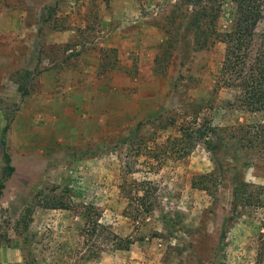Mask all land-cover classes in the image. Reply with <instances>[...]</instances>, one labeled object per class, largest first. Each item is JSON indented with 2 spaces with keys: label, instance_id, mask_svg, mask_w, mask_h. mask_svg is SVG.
Wrapping results in <instances>:
<instances>
[{
  "label": "rangeland",
  "instance_id": "rangeland-1",
  "mask_svg": "<svg viewBox=\"0 0 264 264\" xmlns=\"http://www.w3.org/2000/svg\"><path fill=\"white\" fill-rule=\"evenodd\" d=\"M174 4L0 0V264H264V207L234 217L229 170L195 183L208 142L232 163L220 143L264 112L237 104L225 43L197 49ZM240 157L264 188V153ZM133 179L156 203L139 218Z\"/></svg>",
  "mask_w": 264,
  "mask_h": 264
},
{
  "label": "trees",
  "instance_id": "trees-1",
  "mask_svg": "<svg viewBox=\"0 0 264 264\" xmlns=\"http://www.w3.org/2000/svg\"><path fill=\"white\" fill-rule=\"evenodd\" d=\"M227 1L175 0L174 13L171 18L172 21L178 20L181 23L185 21L193 34L197 49L212 47L219 41L225 43V58L221 68L222 85L236 91L235 100L244 110L264 112V35L261 36L257 31L259 22L264 18V0H230L231 27L228 31H221L219 21L226 10ZM210 128L218 141L220 135L217 129ZM233 130L232 134L235 135L232 136V140H235L233 142L235 148L231 146V143H220V146H224L225 149L233 150L232 163H225L218 157L219 148H212L213 139H211L208 143L214 169L209 173L199 175L198 178L203 180L197 181L196 179L195 183L211 191L208 181L222 182L226 170H229L233 185L232 205L236 215L234 217H239L246 213L248 207H264L263 186L248 182L241 176L244 169L255 167L256 163L248 157L245 159L240 157L242 151L260 150L264 153V122L241 124ZM207 134L208 132L199 129L196 139L201 141L202 138H207ZM222 139L225 140L226 137ZM181 152H183L182 155L187 153L184 149ZM7 156L10 159L9 155ZM9 159L8 162H11ZM10 168L13 170L14 167L10 165ZM132 182L138 188L123 187V190L130 194H133L135 190V214L132 210L131 213L139 218L155 208V201L146 199V187H152V181L133 179ZM130 204L133 202L130 201ZM130 243L133 242L129 241L120 246L128 248Z\"/></svg>",
  "mask_w": 264,
  "mask_h": 264
}]
</instances>
